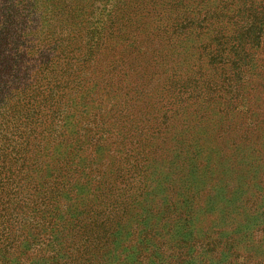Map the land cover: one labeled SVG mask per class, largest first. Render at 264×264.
<instances>
[{
  "label": "rangeland",
  "instance_id": "rangeland-1",
  "mask_svg": "<svg viewBox=\"0 0 264 264\" xmlns=\"http://www.w3.org/2000/svg\"><path fill=\"white\" fill-rule=\"evenodd\" d=\"M0 178V264H264V0H0Z\"/></svg>",
  "mask_w": 264,
  "mask_h": 264
},
{
  "label": "trees",
  "instance_id": "trees-1",
  "mask_svg": "<svg viewBox=\"0 0 264 264\" xmlns=\"http://www.w3.org/2000/svg\"><path fill=\"white\" fill-rule=\"evenodd\" d=\"M7 178L10 182H12V175L8 176ZM8 184L9 182H4V180L0 178V196H3ZM31 221L32 218L30 215H26V217H24L23 221L21 222L19 230L24 231V229H26V227L31 224ZM16 223H20V221H17L13 215L5 217L0 216V263L3 262L5 257L7 258L8 256L9 250L7 247L12 246L19 238V232L12 233L10 230V228Z\"/></svg>",
  "mask_w": 264,
  "mask_h": 264
}]
</instances>
